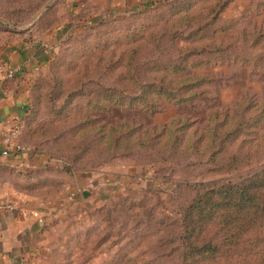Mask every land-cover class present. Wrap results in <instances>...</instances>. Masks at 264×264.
I'll return each mask as SVG.
<instances>
[{
	"label": "rangeland",
	"instance_id": "1",
	"mask_svg": "<svg viewBox=\"0 0 264 264\" xmlns=\"http://www.w3.org/2000/svg\"><path fill=\"white\" fill-rule=\"evenodd\" d=\"M26 46L14 144L44 161L0 173L58 207L26 263L184 264L198 195L264 168V0H0Z\"/></svg>",
	"mask_w": 264,
	"mask_h": 264
},
{
	"label": "crops",
	"instance_id": "2",
	"mask_svg": "<svg viewBox=\"0 0 264 264\" xmlns=\"http://www.w3.org/2000/svg\"><path fill=\"white\" fill-rule=\"evenodd\" d=\"M42 57L30 46L6 49L0 53V65L18 71L12 79H4L0 75V166L19 172L34 170L44 161L43 156L26 149L15 150L14 144L20 122L27 114L30 81L46 62ZM6 150L10 151L9 156H3ZM15 176L17 174L12 175ZM10 180V176L0 173V201L17 204L13 212H0V264H30L31 258L41 249L48 225L46 219L58 207L51 208L33 198L18 195Z\"/></svg>",
	"mask_w": 264,
	"mask_h": 264
},
{
	"label": "trees",
	"instance_id": "3",
	"mask_svg": "<svg viewBox=\"0 0 264 264\" xmlns=\"http://www.w3.org/2000/svg\"><path fill=\"white\" fill-rule=\"evenodd\" d=\"M181 240L184 264H264V168L200 193Z\"/></svg>",
	"mask_w": 264,
	"mask_h": 264
},
{
	"label": "built area",
	"instance_id": "4",
	"mask_svg": "<svg viewBox=\"0 0 264 264\" xmlns=\"http://www.w3.org/2000/svg\"><path fill=\"white\" fill-rule=\"evenodd\" d=\"M18 71L12 69H5L2 65H0V75L3 76L4 79H12L16 76ZM10 143V142H9ZM17 151H21L22 149L16 147ZM10 151L6 150L3 152V156H9ZM17 209V204L11 201H0V212H13Z\"/></svg>",
	"mask_w": 264,
	"mask_h": 264
}]
</instances>
